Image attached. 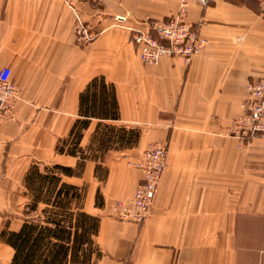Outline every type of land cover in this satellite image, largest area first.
Returning <instances> with one entry per match:
<instances>
[{"label": "crops", "instance_id": "0c3cea01", "mask_svg": "<svg viewBox=\"0 0 264 264\" xmlns=\"http://www.w3.org/2000/svg\"><path fill=\"white\" fill-rule=\"evenodd\" d=\"M71 3L97 33L83 46L64 0H0V69L11 70L19 90L13 118L0 116V234L23 224L31 165L76 167L79 157L56 146L83 118L80 94L102 78L113 87L117 119L88 118L79 146L89 151L99 123L137 129L139 137L132 148L105 153L102 180L94 160L79 176L62 177L85 187L83 209L99 218L93 241L100 256L90 264H264V137L240 148L225 132L242 113L247 85L264 78V12L227 0ZM181 6L206 41L201 53L188 63L140 62L131 29ZM158 143L167 147L166 166L149 217L142 224L114 219L112 204L130 198L141 178L129 162ZM12 256L0 239V264Z\"/></svg>", "mask_w": 264, "mask_h": 264}, {"label": "trees", "instance_id": "16d2710c", "mask_svg": "<svg viewBox=\"0 0 264 264\" xmlns=\"http://www.w3.org/2000/svg\"><path fill=\"white\" fill-rule=\"evenodd\" d=\"M234 3H256V0H227ZM79 113L67 138L56 146L60 154L78 156L75 168L58 164L40 167L33 164L26 172L24 183L29 195L23 224L19 231H2L0 239L13 250L10 264H90L100 252L93 236L99 218L83 209L85 187L62 180L63 176H79L85 160H94L95 176L102 180L106 171L101 161L108 150L135 146L139 131L99 123L85 152L79 146L88 118L117 119L118 110L113 87L102 78L93 79L79 96ZM99 191L95 206L102 205Z\"/></svg>", "mask_w": 264, "mask_h": 264}, {"label": "built area", "instance_id": "2783aa9c", "mask_svg": "<svg viewBox=\"0 0 264 264\" xmlns=\"http://www.w3.org/2000/svg\"><path fill=\"white\" fill-rule=\"evenodd\" d=\"M264 12V0H256ZM205 4L206 0H201ZM74 17V41L78 46L92 42L97 33L83 20L79 11L64 0ZM117 21H124L116 17ZM141 24L144 29H131L130 40L143 64H156L161 58H179L188 63L203 50L206 41L197 28L186 21V9L165 20L146 19ZM247 98L241 105L242 113L235 116L230 128L225 132L237 139L240 148L257 136L264 137V78L247 85ZM19 100V90L11 81V70L0 69V116L12 119ZM167 147L163 143L153 144L136 156L129 165L141 172V178L133 195L126 200H116L110 215L122 222L142 224L150 215L161 174L166 166Z\"/></svg>", "mask_w": 264, "mask_h": 264}]
</instances>
